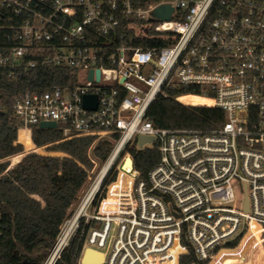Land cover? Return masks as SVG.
<instances>
[{
	"label": "built area",
	"instance_id": "1",
	"mask_svg": "<svg viewBox=\"0 0 264 264\" xmlns=\"http://www.w3.org/2000/svg\"><path fill=\"white\" fill-rule=\"evenodd\" d=\"M165 5L169 18L157 13ZM50 66L76 81L7 92ZM188 85L212 100L196 106L224 112L221 127L163 128L149 117L160 95ZM1 114L17 143L55 122L63 137L113 144L108 170L42 264H56L75 238L71 264H84L87 248L103 253L97 264H181L190 253L191 264H264V0H0ZM140 135L160 153L146 179L126 152ZM121 171L128 183L109 197Z\"/></svg>",
	"mask_w": 264,
	"mask_h": 264
},
{
	"label": "trees",
	"instance_id": "2",
	"mask_svg": "<svg viewBox=\"0 0 264 264\" xmlns=\"http://www.w3.org/2000/svg\"><path fill=\"white\" fill-rule=\"evenodd\" d=\"M75 81L76 72L74 70L50 66L21 75L18 81H12V87L7 89V92L12 94L27 89L47 90L54 83L67 84ZM188 93L201 94V91L192 85L171 87L167 90L166 96L160 95L151 104L148 112L149 117L157 126L163 128L214 130L223 125L224 112L220 108L196 106L201 105L196 103H189L193 105H185L176 99L177 95ZM0 118L1 177L6 173L10 165L9 161L5 159L18 154L21 144L17 143L18 129L16 124L8 119L6 114H1ZM34 133L36 135L43 133L48 135H62L59 128H39ZM22 140L25 143H30L27 134H23ZM68 140L72 143H78V147L88 150L95 139L92 137H74ZM112 148L113 144L110 140L102 139L94 147L93 154L101 161H106ZM126 152L133 155L135 168L140 172V178L143 179L147 178L148 172L160 159V153L156 143L142 149L138 148L135 143L127 147ZM82 157L77 158L78 162L83 160L81 165L84 163L86 166V177H90L94 163L88 156L86 157L85 155V157ZM129 164L130 162L128 160L126 166ZM22 172L23 169L21 168L14 169L13 171H8L7 175H12L13 178H18L19 176L20 178ZM114 178L115 173L106 177L103 186L105 187ZM11 179L10 181H2V186L12 185ZM128 180L127 173L121 171L119 178L113 181L111 185L112 191L116 193L119 188L124 187L128 183ZM23 216L22 207L19 202L8 195H4L2 192L0 194V264H42L55 244L59 227L56 229L33 227L24 220ZM258 229V226L254 228L256 235H258ZM76 246L77 239L75 238L64 250L56 264H71ZM194 260V255L190 253L182 257L180 262L181 264H191Z\"/></svg>",
	"mask_w": 264,
	"mask_h": 264
},
{
	"label": "rangeland",
	"instance_id": "3",
	"mask_svg": "<svg viewBox=\"0 0 264 264\" xmlns=\"http://www.w3.org/2000/svg\"><path fill=\"white\" fill-rule=\"evenodd\" d=\"M180 100L194 103L189 96H180ZM29 139L30 143H20L18 154L5 159L10 165L0 177V185L2 181L13 178L7 175L8 171L23 169L20 178L11 179L12 185L3 186V194L19 202L23 218L29 225L56 229L78 208L84 195L97 180L106 161L96 158L93 150L100 140L107 138L95 139L88 150L78 147V143L70 142L69 136L36 135L33 132ZM85 155L94 163L90 177H86L84 163L81 165L83 160L78 162L77 159ZM117 171L114 167L110 175ZM111 193L115 192L110 186L109 196ZM238 194L242 196L241 190Z\"/></svg>",
	"mask_w": 264,
	"mask_h": 264
},
{
	"label": "water",
	"instance_id": "4",
	"mask_svg": "<svg viewBox=\"0 0 264 264\" xmlns=\"http://www.w3.org/2000/svg\"><path fill=\"white\" fill-rule=\"evenodd\" d=\"M171 11H172V9L169 6L165 5V6L160 7L157 10V13L159 16H161L163 18H169ZM97 104H98V100H97L96 95L85 96L84 105L86 108L96 109ZM56 126H57V124L55 122H43V123H41V127L55 128ZM154 141H155L154 136L140 135L138 137V144H139L140 148H143V146L145 144H148V143L151 144ZM245 208L248 209V202L247 201H246ZM103 257L104 256H103L102 252H99V251L91 249V248H87L85 251V254L82 258V262L84 264H97L103 260Z\"/></svg>",
	"mask_w": 264,
	"mask_h": 264
},
{
	"label": "bare ground",
	"instance_id": "5",
	"mask_svg": "<svg viewBox=\"0 0 264 264\" xmlns=\"http://www.w3.org/2000/svg\"><path fill=\"white\" fill-rule=\"evenodd\" d=\"M183 96H189L191 99H192V102L196 103V104H201V105H208V104H211L212 103V100H210L209 98L207 97H204V96H201V95H195V94H187V95H183ZM23 134H27L26 131H21L20 132V135H19V142H23L25 143L23 140H22V137H23ZM111 161H112V158H110L106 163L105 165L103 166L102 170L100 171V174L93 186V190L96 189V187L98 186L99 182L101 181V179L103 178V176L105 175L106 171L108 170L110 164H111ZM112 185V184H111ZM110 185V186H111ZM256 227V226H255ZM254 227V228H255ZM253 228V229H254Z\"/></svg>",
	"mask_w": 264,
	"mask_h": 264
},
{
	"label": "crops",
	"instance_id": "6",
	"mask_svg": "<svg viewBox=\"0 0 264 264\" xmlns=\"http://www.w3.org/2000/svg\"><path fill=\"white\" fill-rule=\"evenodd\" d=\"M19 140H20V139H19ZM18 143H21V142H18ZM2 192H3V186L0 185V194H2Z\"/></svg>",
	"mask_w": 264,
	"mask_h": 264
}]
</instances>
